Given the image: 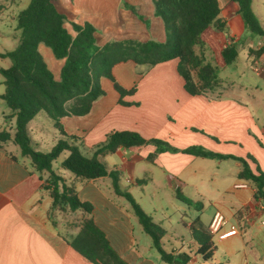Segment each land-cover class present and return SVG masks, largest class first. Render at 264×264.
<instances>
[{
  "label": "crops",
  "instance_id": "0c3cea01",
  "mask_svg": "<svg viewBox=\"0 0 264 264\" xmlns=\"http://www.w3.org/2000/svg\"><path fill=\"white\" fill-rule=\"evenodd\" d=\"M55 5L69 20L91 22L100 45L114 39L164 41L166 37L161 18L154 14L153 0H55ZM235 9L232 16L225 18L224 31L210 25L201 33L199 50L195 44L194 51L204 62L212 61L214 53L216 66L223 68L226 64L220 54L221 48L230 37L238 41L244 35L237 6ZM65 26L72 31L68 22ZM239 52L238 48L235 61L239 59ZM248 57L260 61L264 53L253 57L246 52L241 60ZM177 63V58L149 68L132 61L117 63L112 69L117 82L127 89L135 84L134 92L122 97L132 103H118L119 94L112 81L103 77L100 83L105 93L93 102L88 113L61 117L64 131L77 136L76 141L88 155L109 131L127 129L145 138H161L177 148L196 144L221 154L241 157L251 154L256 160L254 163L247 158L251 167L258 164L264 171V94L249 96L244 90L247 85L241 83L244 89L234 90L233 86L226 87L221 79V89L215 86L203 94H190L184 88ZM261 72L258 74L264 81ZM3 118L0 130L11 131L14 126L11 111L3 114ZM27 127L34 147L41 151L49 150L62 136L42 112L37 113ZM154 150L151 143L118 147L98 158L108 169L119 173L120 188L130 192L133 198L132 191L139 184L145 193L148 190L152 200L161 204L160 181H164L168 189L177 186L189 198L208 194L218 197L211 202L207 223L201 222L208 226L214 212L219 210L227 220L222 229L235 224L238 232L217 237L221 259L213 258V253L210 260L198 261L191 254L190 263L264 264V203L254 196L252 183L238 177L240 161L214 157L215 167L206 169V157L181 151H160L149 160L148 155ZM52 168L66 184L74 186L80 200L91 203V211L70 210L67 206L64 210L53 209L49 190L43 187L48 172L35 170L20 154L17 145L10 141L0 142V264H95L69 243L84 218H92L113 248L130 264H179L162 260L151 239L135 236L137 218L128 200L114 191L108 175L82 179L67 172L60 163L59 167ZM216 178L220 179L215 181L217 185L208 182ZM218 183L224 184L219 187ZM163 215L172 225L169 222L171 214L163 212ZM104 220L107 229L102 225ZM191 221L181 220L188 230L187 237L166 235L164 240L163 234L162 247L174 253L194 251L196 244L189 229ZM157 222L164 228L161 221Z\"/></svg>",
  "mask_w": 264,
  "mask_h": 264
},
{
  "label": "trees",
  "instance_id": "16d2710c",
  "mask_svg": "<svg viewBox=\"0 0 264 264\" xmlns=\"http://www.w3.org/2000/svg\"><path fill=\"white\" fill-rule=\"evenodd\" d=\"M237 4V13L250 33L264 36V27L252 8L253 0H232ZM154 14L164 24L165 40L114 39L98 44L96 28L89 21L78 23L69 20L55 5V0H29L16 16L15 28L19 30L17 45L4 52L0 57H8L10 65L0 66L3 76L4 91L2 99L14 116L11 131L0 130V142L10 141L18 146L20 154L28 157L30 165L39 173L47 171L44 188L52 197V208L64 210L81 209L89 212L91 203L82 201L77 196L74 186L66 184L64 178L55 172L52 163L62 156L60 166L82 179H92L108 175L113 189L124 196L131 205L134 215L142 230L150 237L152 246L165 262L179 264L190 263L193 254L198 261L212 258L215 246L208 226L196 217L189 224L190 235L196 248L194 251L173 252L165 250L161 238L165 232L160 223L146 213L135 201L130 192L119 185V173L108 169L98 155L114 152L118 147H131L151 143L155 150L148 155L152 160L160 151H181L202 157L235 158L240 161L239 178L249 180L254 187V196L264 203V171L251 154L246 157L221 154L192 144L177 148L161 138H145L134 130H111L105 139L92 147L91 155L86 154L77 142V136L68 135L60 121L66 115H84L93 102L105 90L101 86V77L112 81L118 92V103L128 105L122 97L135 90L120 85L113 75L117 63L132 61L149 68L156 63L177 58V71L184 80V88L190 94H203L212 90L217 83L218 67L203 59L194 51V45L200 43L201 33L208 26L216 24L224 31V24L219 18L221 11L219 0H153ZM68 22L72 31L65 26ZM39 43L47 45L56 58L64 62L56 79L48 67ZM264 46L249 48L250 56L259 57ZM238 42L230 37L220 51L225 64L235 61ZM196 69V75L193 70ZM143 72V71H142ZM140 72V73H142ZM39 112L44 113L62 134L47 151L36 149L27 127L28 122ZM248 158V159H247ZM175 196L186 205H196L175 186ZM70 245L89 261L95 264H130L124 260L110 244L105 232L92 218L81 220L78 231L69 241Z\"/></svg>",
  "mask_w": 264,
  "mask_h": 264
},
{
  "label": "rangeland",
  "instance_id": "374dc122",
  "mask_svg": "<svg viewBox=\"0 0 264 264\" xmlns=\"http://www.w3.org/2000/svg\"><path fill=\"white\" fill-rule=\"evenodd\" d=\"M29 0H0V51L4 52L7 50L13 49L18 43L19 37V30L15 28L16 20L15 16L18 11L24 8L28 4ZM221 11H220V20L225 25V18L232 16L234 12H236L237 4L232 0H219ZM252 8L259 18L260 22L264 27V0H253L252 1ZM213 29H217L216 24L212 25ZM238 48L239 52V59L234 61L230 64H226L223 68L218 67V75H217V83L216 87L221 89L223 85L221 84V80L226 82V87L233 86L234 90L236 89H244L241 86V83L247 85L244 89L246 94L249 96L255 95L258 97L260 94H264V81L261 74L259 72L254 71L255 64H263L264 65V57L263 60L260 61H253L252 57H248L245 61L241 60V57L247 52L249 48L258 49L261 46H264V36H260L257 34L250 33L247 29H245V33L238 39ZM199 43L197 44L196 48L199 50ZM38 50L41 52L44 60L47 62L48 67L53 72V75L56 79L59 78V70L64 62L63 58H56L51 49L45 45L44 43H39ZM264 53V52H263ZM215 54H212L213 60L210 61L211 63L218 65V62L215 61L216 57L214 58ZM218 56V54H217ZM255 57V56H253ZM221 58V57H220ZM10 59L8 57H0V66L1 67H8L10 65ZM142 66V65H140ZM262 71V72H261ZM261 73H264V69L261 70ZM194 75H196V69L193 70ZM225 75V77H224ZM220 76V77H219ZM103 78V77H101ZM232 84V85H231ZM254 84H257L258 87L256 88ZM215 88V90H217ZM0 90L4 91V84H3V76L0 74ZM9 108L5 104V102L0 99V120H3V114H8ZM27 161H29L28 157H25ZM207 167L210 166L214 168V157H206ZM61 161V156L58 157L56 160L53 161V167H59V163ZM70 172V171H67ZM206 179L205 176L202 177ZM216 180H220L219 178L216 179H208V182L214 183L217 185ZM162 185V194L163 199L162 203L158 204L157 200H152L151 197L146 193L143 189H141V185L137 184L132 191V194L136 200V202L141 206V208L153 217V220L157 222L158 220L162 222L165 233L163 239L167 238L166 235H175L180 236L183 235L184 237L188 236V230L185 228L181 222V220L186 223L188 221L193 220L195 217H198L203 223H207L208 217V210L211 207V202L218 199L217 196L208 194L206 196H190L193 202H196L199 207L196 205H186L185 203L181 202L175 196L174 189H168L165 185L164 181L159 183ZM224 183H218V186H223ZM187 189V188H186ZM189 191V190H186ZM128 204V203H127ZM202 207V208H201ZM201 209V210H200ZM163 212L171 214V220L169 221L172 225L168 223L167 218H164ZM136 218V217H135ZM107 223L105 220L102 222V225L106 227ZM135 236L141 239L142 236H146L148 241H150V237L142 231V227L140 223L135 220ZM114 239L115 245L118 249H121L120 246L117 244V241ZM213 243L216 247L214 251V257L221 259L222 251L220 243L217 241V235H212ZM185 251H188L185 250Z\"/></svg>",
  "mask_w": 264,
  "mask_h": 264
},
{
  "label": "built area",
  "instance_id": "2783aa9c",
  "mask_svg": "<svg viewBox=\"0 0 264 264\" xmlns=\"http://www.w3.org/2000/svg\"><path fill=\"white\" fill-rule=\"evenodd\" d=\"M253 69L255 72H260L264 69V65L259 63L255 64ZM226 222L227 220L224 214L221 211L216 210L208 225L210 233H212V235H217L218 238H224L238 232V228L235 224H229L227 228L222 229V226Z\"/></svg>",
  "mask_w": 264,
  "mask_h": 264
}]
</instances>
